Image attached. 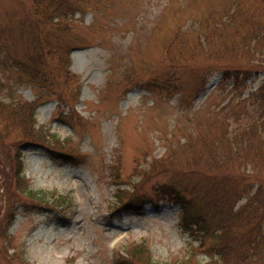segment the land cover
<instances>
[{
    "label": "rangeland",
    "instance_id": "1",
    "mask_svg": "<svg viewBox=\"0 0 264 264\" xmlns=\"http://www.w3.org/2000/svg\"><path fill=\"white\" fill-rule=\"evenodd\" d=\"M75 1L58 30L0 0V264H208L217 240L183 231L163 190L232 182L235 156L208 172L206 141L261 119L264 0Z\"/></svg>",
    "mask_w": 264,
    "mask_h": 264
},
{
    "label": "trees",
    "instance_id": "2",
    "mask_svg": "<svg viewBox=\"0 0 264 264\" xmlns=\"http://www.w3.org/2000/svg\"><path fill=\"white\" fill-rule=\"evenodd\" d=\"M33 11L43 24H55L58 30H66L69 28L67 25L69 18L80 13L81 8L75 0H33ZM249 49L251 50L250 47ZM52 50V47L48 49L49 52ZM43 53L44 50H42ZM18 65L26 69L28 73L32 72L29 77L30 81L41 85L48 83V79L35 73L39 71L33 68L34 63L25 67ZM250 69L244 70L247 74H251L253 71ZM68 73L70 74L71 71L68 70ZM223 76L224 79L233 80L235 90L240 87L241 78L237 71L233 72L228 69L224 71ZM259 91L260 103L254 111V113L258 112L261 118L258 122L228 133L222 145L206 141L209 164L212 162L208 172H217L215 169L219 168L218 163L224 162L225 154L235 156L234 168L237 172L232 176V182L230 184L220 183L230 178L226 174L220 180H215L220 182L210 185L201 183L200 187L193 186V189H184L182 192L174 186L165 187L163 190V194H167L170 201L181 206V227L184 231L200 240L201 244H206L213 237L217 240L207 248L212 259L208 264H264V179L261 178L263 175L255 172L263 169L246 167L256 165L258 162L255 160L264 161V81ZM30 109L34 110L30 106L22 115L16 112L17 107L14 109L15 118H22L24 126L29 122ZM252 147L259 150L260 157L250 154L254 152ZM228 160L231 163V158ZM18 163L21 173L24 166L23 160L18 159ZM215 165L217 166L214 169ZM21 181V179L18 180V182ZM23 183L22 181L20 186H23ZM199 191H203L205 199L203 208L198 206L195 197L187 195L188 192L195 195Z\"/></svg>",
    "mask_w": 264,
    "mask_h": 264
}]
</instances>
